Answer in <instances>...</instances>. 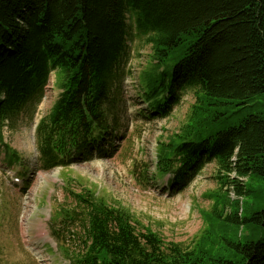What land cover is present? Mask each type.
Instances as JSON below:
<instances>
[{"label": "trees", "instance_id": "16d2710c", "mask_svg": "<svg viewBox=\"0 0 264 264\" xmlns=\"http://www.w3.org/2000/svg\"><path fill=\"white\" fill-rule=\"evenodd\" d=\"M132 29L151 47L150 66L139 75V97L148 104L143 115L168 116L186 90L195 97L186 124L157 144L154 175L179 191L214 161L224 187L255 199L237 179L255 174L264 180V109L218 129L223 112L217 106L228 104L234 113L264 97V0H0V154L6 165L23 164L4 145L2 126L40 102L52 71L60 92L35 129L41 169L114 149V108ZM74 198L75 208L59 220V226L77 221L82 227V248L62 247L69 264H264V235L250 239L264 232V206L241 218L222 216L214 204L208 218L210 226L220 223L221 234L212 226L184 250L164 244L129 210L110 206L91 189ZM227 221L243 223L246 238L224 235ZM217 241L234 258L204 252Z\"/></svg>", "mask_w": 264, "mask_h": 264}, {"label": "rangeland", "instance_id": "374dc122", "mask_svg": "<svg viewBox=\"0 0 264 264\" xmlns=\"http://www.w3.org/2000/svg\"><path fill=\"white\" fill-rule=\"evenodd\" d=\"M128 45L112 123L117 135L110 153L67 167L41 169L35 127L58 96L59 90L52 84L38 104L26 106L11 125L3 128L4 145L17 151L23 165L8 167L0 154V264H69L61 246L70 251L81 249L82 227L77 221L59 226L60 214L75 208V194L86 189L94 191L110 206L129 210L164 244L178 243L184 250L193 248L212 226L216 234H221L219 222L209 226L208 215L214 204L222 216L239 212L241 218L264 206L261 177L255 174L239 177L237 180L248 183L257 197L243 195L241 200L237 199L235 192L225 189L228 184L224 187L217 178L214 161L204 164L179 192L172 193L165 180L156 178L153 162L157 143H167L186 124L195 97L192 90H186L178 105L163 118L149 119L141 114L147 103L139 97V75L150 66L151 47L135 29L131 30ZM172 64V60L168 61L169 67ZM217 108L223 112L219 114L217 128L224 129L238 125L243 115L264 109V97L236 106L239 111L234 113L228 104H219ZM233 177L236 176L232 173L229 178ZM14 178L19 180L14 182ZM225 226L223 234L227 237L244 240L248 234L243 223L227 221ZM263 235L259 230L250 239L258 240ZM204 252L208 256L234 258L218 241Z\"/></svg>", "mask_w": 264, "mask_h": 264}, {"label": "bare ground", "instance_id": "6f19581e", "mask_svg": "<svg viewBox=\"0 0 264 264\" xmlns=\"http://www.w3.org/2000/svg\"><path fill=\"white\" fill-rule=\"evenodd\" d=\"M90 98V97H89ZM43 234V232H41V235Z\"/></svg>", "mask_w": 264, "mask_h": 264}]
</instances>
